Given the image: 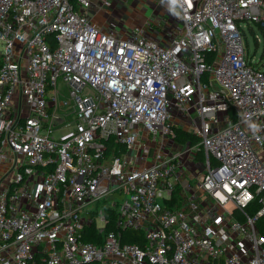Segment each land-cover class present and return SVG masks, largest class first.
Segmentation results:
<instances>
[{
  "label": "built area",
  "instance_id": "built-area-1",
  "mask_svg": "<svg viewBox=\"0 0 264 264\" xmlns=\"http://www.w3.org/2000/svg\"><path fill=\"white\" fill-rule=\"evenodd\" d=\"M160 1L180 20L161 43L99 29L93 0H0V264H264V70L242 39L264 0Z\"/></svg>",
  "mask_w": 264,
  "mask_h": 264
},
{
  "label": "crops",
  "instance_id": "crops-1",
  "mask_svg": "<svg viewBox=\"0 0 264 264\" xmlns=\"http://www.w3.org/2000/svg\"><path fill=\"white\" fill-rule=\"evenodd\" d=\"M168 7L160 0H93L90 18L99 29L115 35L139 30L161 43L163 39L171 41L180 32V20L167 13Z\"/></svg>",
  "mask_w": 264,
  "mask_h": 264
},
{
  "label": "rangeland",
  "instance_id": "rangeland-1",
  "mask_svg": "<svg viewBox=\"0 0 264 264\" xmlns=\"http://www.w3.org/2000/svg\"><path fill=\"white\" fill-rule=\"evenodd\" d=\"M243 33V46L245 51L248 54L249 61L252 62V65L259 66V68L264 70V34L262 30L255 24L247 25L244 23L242 25ZM57 91H58V103L63 101H68V88L66 85L61 84L59 81L57 83ZM72 110L71 105H66L63 107H59L57 114H63L64 112L68 113ZM72 116L66 117V121L71 120ZM62 131H65L63 128ZM152 150H150V158L152 157ZM200 180V177L198 178ZM194 185V182H191ZM118 200V199H117ZM107 203H111L109 199L106 201Z\"/></svg>",
  "mask_w": 264,
  "mask_h": 264
},
{
  "label": "trees",
  "instance_id": "trees-1",
  "mask_svg": "<svg viewBox=\"0 0 264 264\" xmlns=\"http://www.w3.org/2000/svg\"><path fill=\"white\" fill-rule=\"evenodd\" d=\"M176 137H177V141L179 143H185V142H190L191 144L196 143V139L194 138V136H192L190 133H186L184 131L177 130L176 131ZM111 148H112V145L110 144V146L108 148V154H109V151L111 150ZM118 150H120V148L117 149V151H116L117 153H118ZM258 208H259L258 202H257V200H255L252 204H250L247 207L246 211L249 214H255V212L258 210ZM259 229H260L261 235L264 236V218H262L260 220Z\"/></svg>",
  "mask_w": 264,
  "mask_h": 264
}]
</instances>
